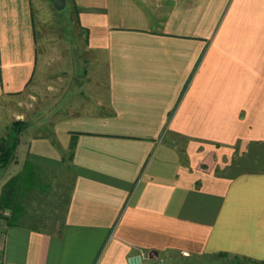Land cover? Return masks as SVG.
<instances>
[{"label":"crops","instance_id":"0c3cea01","mask_svg":"<svg viewBox=\"0 0 264 264\" xmlns=\"http://www.w3.org/2000/svg\"><path fill=\"white\" fill-rule=\"evenodd\" d=\"M75 2L86 63H54L32 0H0V124L37 86L50 124L20 135L0 192L26 165L70 180L53 222L1 212L24 221L0 218V261L264 264V0Z\"/></svg>","mask_w":264,"mask_h":264},{"label":"rangeland","instance_id":"374dc122","mask_svg":"<svg viewBox=\"0 0 264 264\" xmlns=\"http://www.w3.org/2000/svg\"><path fill=\"white\" fill-rule=\"evenodd\" d=\"M70 6L71 5L69 3L68 6L63 9V13H60L54 8L53 4L49 0H32V10L34 12L37 39L43 46V48L47 50L48 56L51 55L54 63H57L58 60L56 59L58 57L64 59V56H67L68 58L73 59V57H75V55L77 56V54H79L80 52L84 59V63L89 60H85V58L90 57L86 50V33L75 22V16ZM52 88L53 93H56L54 96H51L52 100L59 99V96L57 94L58 86H52ZM64 95L66 96L67 94ZM42 97V86H37V88L30 95L26 93L25 95H22V100L20 101L17 107L18 109L16 110L19 112V114L22 115L21 118L24 119L29 127L27 129L25 127V130L21 133V135H24L27 131L34 132L37 129H39V132L48 130L50 124L45 123V120L48 119V116L46 117V114L43 113L42 107L38 106L34 109L31 107L34 103L36 105L41 104L40 100H42ZM71 99H75V96L72 95ZM59 103L61 104L62 102ZM53 107L54 108H51L52 111L50 114L52 116L56 112V109L59 107V104L57 103ZM32 109L34 110L33 112H31ZM28 110L30 115L28 114ZM59 110L60 108H58L57 111ZM17 116V114H14L13 116L9 115L6 120L2 124H0V141L5 140V135L7 131L10 130L11 122L15 120ZM30 119L32 121H30ZM44 124L45 126H43ZM65 158H68V155H66ZM64 175L65 174H63L62 177L60 172H47L45 177L47 182L51 184L50 190H48L47 194L45 192H36V195L37 193L42 194L40 196V199L43 200V203H40L39 207L40 209H42L43 213H39L42 214L40 215L43 216L42 219L45 221L53 222L55 218L57 219L59 217V214L61 213H54L52 212V209H54L53 207H55L58 198H62L64 196V193H66L67 184L70 180L68 176ZM34 204L36 205L37 203ZM169 262L170 261H167V263ZM170 264H176V262L173 261L172 263L170 262Z\"/></svg>","mask_w":264,"mask_h":264},{"label":"trees","instance_id":"16d2710c","mask_svg":"<svg viewBox=\"0 0 264 264\" xmlns=\"http://www.w3.org/2000/svg\"><path fill=\"white\" fill-rule=\"evenodd\" d=\"M66 6L70 3V7L72 9V12L74 13L75 16V22L78 24V26L82 28L79 22L78 18V7L75 2V0H66ZM60 13H63V10L59 11ZM84 30V29H83ZM86 35L88 34V30H84ZM26 127V122L23 120H16L11 123L10 127V140L9 142L5 140L0 141V168L5 167L14 157V149L16 145L18 144L19 137L22 133V131ZM73 148V143L70 146V150ZM69 157H71L72 153L70 152ZM46 173L44 172H39L38 169H36L33 166H28L26 167L18 174L13 175L9 177V179L3 184L1 192H0V218L4 219L6 224H12V223H17V222H23L24 220H21L20 217H17L13 214H10L9 216H3L2 211L5 210L6 208L13 209L15 210L16 205L14 202L19 198L20 203L22 205L20 208L18 207L17 209H23L26 213V215H29L30 220H43L42 214L39 213V211L33 210V207L35 206H30V209L27 211V205L31 204L33 200L35 201L36 199L39 201H42L40 199V196L42 194L36 195V192H42L46 193L48 192L46 185L44 184V180H46ZM36 197V199H35ZM36 200V201H37ZM27 207V208H26ZM41 214V215H40ZM220 256L227 257V254H220ZM250 262V261H249Z\"/></svg>","mask_w":264,"mask_h":264},{"label":"built area","instance_id":"2783aa9c","mask_svg":"<svg viewBox=\"0 0 264 264\" xmlns=\"http://www.w3.org/2000/svg\"><path fill=\"white\" fill-rule=\"evenodd\" d=\"M148 260V254L145 251H138L134 256L130 257V264H146ZM0 264H9L5 259L0 261ZM154 264H166L164 260L157 259Z\"/></svg>","mask_w":264,"mask_h":264},{"label":"water","instance_id":"95a60500","mask_svg":"<svg viewBox=\"0 0 264 264\" xmlns=\"http://www.w3.org/2000/svg\"><path fill=\"white\" fill-rule=\"evenodd\" d=\"M49 1L53 4L54 8L58 11L63 10L66 6V0H49Z\"/></svg>","mask_w":264,"mask_h":264}]
</instances>
